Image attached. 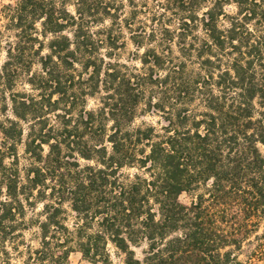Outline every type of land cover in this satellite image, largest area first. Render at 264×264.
<instances>
[{"label": "trees", "instance_id": "1", "mask_svg": "<svg viewBox=\"0 0 264 264\" xmlns=\"http://www.w3.org/2000/svg\"><path fill=\"white\" fill-rule=\"evenodd\" d=\"M179 2L177 29L120 0L1 5L0 264L264 260V0Z\"/></svg>", "mask_w": 264, "mask_h": 264}, {"label": "rangeland", "instance_id": "2", "mask_svg": "<svg viewBox=\"0 0 264 264\" xmlns=\"http://www.w3.org/2000/svg\"><path fill=\"white\" fill-rule=\"evenodd\" d=\"M10 0H0V7L4 3H8ZM125 5L124 14H122V19L127 20V23L132 24L134 27L138 26H150L153 24L166 23L172 28H178L180 21L179 17L182 15L180 2L179 0H120ZM206 6H209V3L203 4L202 11L206 9ZM72 9V8H71ZM225 10L228 14H235L237 12V7L234 3H229L225 6ZM124 17V18H123ZM106 25H109V21H106ZM125 37L128 39V32L126 29H123ZM135 52L133 45L127 40V48L125 52L122 53L123 61H128L131 58V54ZM142 53V50L140 51ZM4 53L0 56V65L2 64ZM130 65H138L137 62H129ZM38 67L35 66L33 71H37ZM19 91H25L28 93L32 92L28 85L20 84L17 87ZM97 102L94 99H89L88 108H96ZM146 106L141 105L138 109L137 117L135 119V125H140L142 122L158 126V122L161 120L160 116L148 112ZM1 143V135H0ZM264 152V147H261ZM20 154L23 153V149L20 146L18 148ZM84 162V161H82ZM180 201L184 204H190V197L187 194H182L180 196ZM40 207V206H39ZM40 209V208H39ZM26 239L29 242H32L33 246H37V241L31 237L29 233H26ZM251 247L245 246L242 254L240 255V260L244 264H264V260L249 259ZM111 252L114 250L111 248ZM70 264H92L84 260L80 253H72L70 255ZM24 258L14 256L12 259V264H23ZM115 264H121L120 260L117 257H114Z\"/></svg>", "mask_w": 264, "mask_h": 264}]
</instances>
